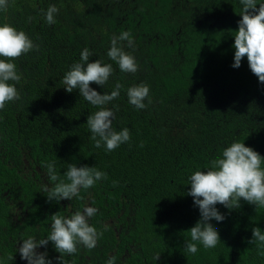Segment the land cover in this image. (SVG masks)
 <instances>
[{
    "label": "trees",
    "instance_id": "1",
    "mask_svg": "<svg viewBox=\"0 0 264 264\" xmlns=\"http://www.w3.org/2000/svg\"><path fill=\"white\" fill-rule=\"evenodd\" d=\"M50 5L58 9L51 25L44 18ZM240 9L239 0H8L0 24L39 47L12 61L21 99L0 110V264H27L16 251L22 240L45 239L50 216L68 215L69 204L72 212L96 208L89 224L103 235L93 249L78 244L75 254H62L61 264H264V249L248 243L253 227L264 231V208L243 200L239 209L216 205L225 215L210 221L216 247L184 250L200 218L188 177L234 141L264 157V84L246 57L231 66ZM125 31L133 47L121 44L135 58V73L121 72L107 56L112 37ZM84 48L90 61L113 67L103 87H90L110 94L122 86L106 107L113 128H128L131 139L111 152L90 139L86 118L98 108L62 83ZM140 83L149 87L144 109L126 94ZM53 161L61 178L69 163L95 166L107 178L72 201H49L41 185L50 183L45 165ZM36 251L59 264L51 242Z\"/></svg>",
    "mask_w": 264,
    "mask_h": 264
},
{
    "label": "clouds",
    "instance_id": "2",
    "mask_svg": "<svg viewBox=\"0 0 264 264\" xmlns=\"http://www.w3.org/2000/svg\"><path fill=\"white\" fill-rule=\"evenodd\" d=\"M241 9L240 19L237 21V30L234 33L233 68H239L243 58H247L250 71L264 84V0H239ZM8 7V0H0V12ZM43 11V10H42ZM58 9L50 5L44 11L45 22L49 25L55 23V14ZM127 41L128 47H133V39L127 31L114 35L111 46L107 52L110 60L114 61L121 72L135 73L138 70L135 58L124 51L121 42ZM38 45L27 36L24 31H18L8 23L0 24V110L9 102L21 99L15 87L22 79L17 72V65L12 62L32 50H38ZM92 52L84 48L80 53L78 62L73 63L62 78L66 92L78 90L79 95L98 110L86 118L87 126L91 132L90 139L96 148L104 147L111 152L121 144L130 141V131L123 128L119 131L112 126L115 119L114 111L106 107L111 101L118 98L121 85L109 93H99L90 87V84L104 86L113 74L111 64L102 60H89ZM9 81L15 83H9ZM127 98L136 109L146 108L144 101L149 99V87L143 83L132 85L127 89ZM115 107V106H114ZM264 157L253 148L245 146L243 142L234 141L226 146L220 156L210 162L204 170L194 171L189 177L190 188L187 195L192 197L194 206L198 207L200 218L187 231L190 240L185 242V251L195 255L198 244L205 249L214 248L220 242L218 230L210 221L222 222L225 215L216 207L217 204L226 209H239L243 200L255 207L264 208ZM47 178L50 183L41 185L42 191L47 193L49 201H72L80 197L81 189L94 187L97 181L107 178V174L95 166L69 163L63 178L57 174L55 161L46 163ZM82 199V197H81ZM68 215L58 213L50 216V233L45 239L35 240L32 237L22 240L19 248L20 258L27 264H52L47 251L37 252L40 246H47L51 242L55 251L59 253L58 261L61 264V255H72L77 252V245L93 249L103 232H98L89 224L97 209L85 205L82 210L71 211V204L66 207ZM108 225L104 226L107 230ZM249 244H256L264 249V231L253 227ZM264 255V252L259 253ZM159 256L156 258L158 259ZM107 264H114L110 258Z\"/></svg>",
    "mask_w": 264,
    "mask_h": 264
},
{
    "label": "flooded vegetation",
    "instance_id": "3",
    "mask_svg": "<svg viewBox=\"0 0 264 264\" xmlns=\"http://www.w3.org/2000/svg\"><path fill=\"white\" fill-rule=\"evenodd\" d=\"M18 214H19L18 207H14L13 210H12V218L14 220H17Z\"/></svg>",
    "mask_w": 264,
    "mask_h": 264
}]
</instances>
